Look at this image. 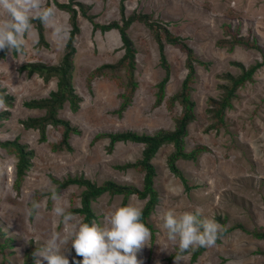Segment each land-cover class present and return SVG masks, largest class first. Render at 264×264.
Segmentation results:
<instances>
[{
	"label": "rangeland",
	"instance_id": "obj_1",
	"mask_svg": "<svg viewBox=\"0 0 264 264\" xmlns=\"http://www.w3.org/2000/svg\"><path fill=\"white\" fill-rule=\"evenodd\" d=\"M66 2L67 0H58ZM90 5L89 14L94 22L104 24L118 20L120 0H80ZM125 14L132 11L147 13L153 20L161 22L171 33L184 39L199 61L192 83L191 98L195 102V119L187 126L184 138L185 151L196 145L206 147L195 160H177L176 164L186 178V185L167 167L166 158L173 150L172 144L162 145L152 164L155 167L154 187L159 201L150 214L148 222L153 229L149 244L137 258L143 264H173L168 257L174 253L166 233L160 228L161 214L167 209L193 211L199 207L205 216L225 219L224 226L241 224L246 230L264 227V65L258 68L252 81H247L236 90L232 107L225 111V125L219 129L210 128L213 120L206 112L207 99L218 97V85L227 81L220 77L229 72L240 73L234 63L245 67L264 57V0H124ZM58 22L67 25L68 13L58 9ZM231 32L254 40L258 49H245L235 45L218 46L217 41L229 40L224 25ZM79 32L75 36L74 71L72 83L82 101L77 112H72L67 102L58 110V117L68 120L79 133H70L71 150H53L63 131L62 126L46 127V140L39 141V133L25 129L20 123L28 117L43 115L44 109H31L24 102L47 97L56 89V78L48 82L37 75L27 76L18 67L31 61L58 64L64 53L66 42H55L50 30L44 25L47 46L37 44V32L33 26L25 36L23 55L6 54L0 60V89L12 96V104L4 102L0 112L7 110L9 116L0 120V140L18 138L34 151L32 165L26 172L18 190L13 187L16 158L0 148V243L11 239L8 245L0 247V264H22L24 250L33 241L42 246L57 226L53 212L54 202L48 195L55 184L52 178L64 179L68 175H83L100 184L113 180L119 184L142 186L143 173L134 168L118 169L117 165L132 163L140 158L143 145L131 141L116 142L107 150L109 140L101 138L91 142L99 132H120L131 130L137 133L153 134L159 129L172 130L174 119L181 107L178 102L170 107L167 99L174 94L186 75L185 53L176 46L164 43V53L170 66L165 95L155 105L156 84L164 77L157 42L150 30L140 22H133L128 34L136 52L135 89L132 102L117 115L114 110L121 103L119 93L123 87L107 75L97 76L87 83L88 74L105 63L116 62L123 54L122 42L116 29L101 32L92 23L77 15ZM125 82L123 72H119ZM83 187L69 185L57 192V202L67 209L80 205ZM40 193L41 207L38 215H26L25 209L34 193ZM50 196V197H49ZM48 198L50 202L48 203ZM122 195L102 194L91 203L96 215L95 222L103 223L106 213L121 203ZM145 200L130 195L127 204L142 208ZM78 219L82 216L75 214ZM70 252L71 244L68 245ZM70 259V254L65 253ZM184 264H264V240L257 239L242 229L235 228L216 241L215 246L205 247L196 258L190 260L185 254Z\"/></svg>",
	"mask_w": 264,
	"mask_h": 264
},
{
	"label": "trees",
	"instance_id": "obj_2",
	"mask_svg": "<svg viewBox=\"0 0 264 264\" xmlns=\"http://www.w3.org/2000/svg\"><path fill=\"white\" fill-rule=\"evenodd\" d=\"M53 3L58 9L68 13V23L70 25V38L66 41L64 46V53L58 64H46L41 61H31L24 63L18 67L19 72L25 71L27 76L37 74L43 82H48L53 77L56 78V89L50 91L47 97L40 99H31L24 102V106L31 109H44L43 115L37 117H28L21 120L20 123L25 129H34L39 133V141L46 140V127L62 126L63 131L60 139L51 145L53 150L66 149L71 150L69 143L70 133H79V130L72 127L68 120L61 119L57 113L62 108L65 102L68 103L72 112H77L80 108V102L82 98L75 93V89L72 83L73 71H74V56L76 54L75 49V36L79 32L77 25V15L80 14L88 19L94 29H99L101 32L116 29L119 33L120 40L122 42L121 48L123 50L122 56L114 63H105L93 69L87 76L88 86L93 78L97 76L107 75L114 79L121 87L122 92L119 93L121 103L114 110L119 116L123 111L131 104L132 98L137 87V81L135 79V66H136V52L137 49L128 34V29L133 22L143 23L152 33L155 41L157 42L159 60L161 66L165 69L164 77L156 84L157 91L155 95V105H159L165 95V86L169 80L170 66L166 60L164 53V43L176 46L185 53V68L187 70L184 76L180 88L167 99V105L172 106L174 102H178L181 107L180 113L174 119V128L172 130L159 129L153 134L137 133L131 130L120 132H99L94 135L91 142H95L101 138H107L109 140L107 150L111 151L116 142L131 141L135 143H141L143 148L141 150L140 158L136 159L132 163H125L123 165H117L118 169L134 168L138 172L143 173L142 186L136 187L131 184H119L113 180H104L100 184L84 177L83 175H68L64 179L52 178L55 184L56 192L66 188L69 185H78L83 187L80 192V205L78 207H72L68 209L73 214H79L85 222L91 223L96 220V215L92 210L91 203L96 201L104 193L109 195H122L120 205H127L130 195H136L139 199L145 200L142 209V222L149 228L151 235L153 236V229L148 222L150 214L155 209L159 201L158 192L154 187V177L156 176L155 167L152 164V158L155 156L158 149L164 144H172L173 150L166 158L168 169L186 185V178L181 170L178 168L177 160H195L197 155L206 150L205 146L196 145L189 152L185 151L184 138L187 135V126L190 122L194 121L195 102L191 98L192 83L195 80L196 69L195 64L206 65V62L199 61L194 55V52L190 46H188L184 39L171 33L161 22L153 20L150 14L132 11L129 15L125 14L124 0L119 2V14L118 20H111L108 23L100 24L94 22V15L89 14L88 11L91 8L90 5L85 4L80 0H67L66 2H59L58 0H47L48 5ZM32 25L37 32V44L47 46V42L44 36V25L40 20H32ZM225 32L229 36V40L221 39L217 41L218 46L227 45L228 50H232L235 45H239L245 49H258V45L254 40H250L247 36H240L236 32H231L229 25H224ZM16 55L15 52L12 53ZM6 57L5 51H0V60ZM240 68V73L232 75L229 72H225L220 77L226 80V83L218 85L221 90L218 97H209L207 99L206 112L210 114V118L213 122L209 125L210 128L219 129L223 125L224 115L227 109L232 107V100L236 98V90L242 87L247 81H252L254 72L264 65V57L260 61H256L253 64L245 67L241 63H234ZM123 72L125 82H122L119 72ZM0 97L3 101L10 106L12 104V96L4 93L3 89H0ZM9 116V111L4 110L0 112V120L6 119ZM0 148L4 149L8 154H12L16 158L15 163V176L13 180V187L18 190L21 181L24 179L26 172L32 165V157L34 151L29 149L26 143H21L18 138L0 140ZM187 186V185H186ZM52 191L48 194L51 196ZM49 196V197H50ZM41 197L40 193H34L29 204L32 200L38 201ZM50 199L48 198V203ZM217 220L222 223L224 231L222 235L227 232L239 228L244 232L251 234L257 239L264 240V227H254L251 230H246L241 224H234L230 227H225V219L217 216ZM3 233L0 232V237ZM220 236V237H221ZM219 240V239H217ZM11 239L7 238L3 243H0V247L10 243ZM37 247L33 244V241L29 242L28 247L24 250L22 264H34V258L32 253ZM205 247H198L191 249L190 260L193 262L204 251ZM175 251L168 259H172L175 256ZM187 254V253H185ZM80 261L82 257L76 256L74 250L70 249L69 264H73V260Z\"/></svg>",
	"mask_w": 264,
	"mask_h": 264
},
{
	"label": "clouds",
	"instance_id": "obj_3",
	"mask_svg": "<svg viewBox=\"0 0 264 264\" xmlns=\"http://www.w3.org/2000/svg\"><path fill=\"white\" fill-rule=\"evenodd\" d=\"M38 19L50 30L53 41L66 42L70 29L57 19V10L47 0H0V51L11 56L23 55L25 36L32 29V20ZM0 97V106H3ZM53 212L62 231L53 232L32 256L34 264H69L68 245L80 261L73 264H143L138 253L151 246V232L142 222V209L132 204L110 209L101 224L78 219L67 207L57 203L60 194L52 190ZM41 205L32 200L25 209L31 217L39 214ZM160 228L175 251L173 264H184L185 253L198 247H213L224 231L213 217L205 216L203 209L193 211L167 209L161 214Z\"/></svg>",
	"mask_w": 264,
	"mask_h": 264
}]
</instances>
